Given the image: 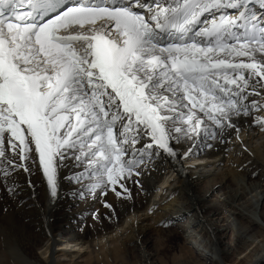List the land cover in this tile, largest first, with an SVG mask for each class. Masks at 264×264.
Segmentation results:
<instances>
[{"label": "snow or ice", "instance_id": "1", "mask_svg": "<svg viewBox=\"0 0 264 264\" xmlns=\"http://www.w3.org/2000/svg\"><path fill=\"white\" fill-rule=\"evenodd\" d=\"M166 29L181 43H159ZM189 32L209 39L188 42ZM254 53L264 54V0H0V144L21 162L34 145L52 208L72 157L84 166L69 180L75 196L103 185L101 195L131 198L128 183L161 158L180 159L178 147L222 142L256 110L264 130V108L250 98L264 82ZM93 155L102 162L89 176ZM0 156L11 159L3 147Z\"/></svg>", "mask_w": 264, "mask_h": 264}, {"label": "bare ground", "instance_id": "2", "mask_svg": "<svg viewBox=\"0 0 264 264\" xmlns=\"http://www.w3.org/2000/svg\"><path fill=\"white\" fill-rule=\"evenodd\" d=\"M196 43L206 42L197 37ZM254 57L259 62L264 54ZM250 98L264 108V82ZM259 114L241 117L239 130H228L222 142L201 136L178 147L180 159L149 165L139 185L128 183L131 198L118 199L110 190L101 195L103 185L87 199L75 196L69 180L84 166L66 159L61 172L67 179L54 208L34 145L21 162L4 140L0 147L11 159L0 156V178L15 181L0 184V264H264V130L251 119ZM89 151L86 143L84 155ZM91 158L89 176L102 162ZM172 234L180 242L165 251Z\"/></svg>", "mask_w": 264, "mask_h": 264}, {"label": "rangeland", "instance_id": "3", "mask_svg": "<svg viewBox=\"0 0 264 264\" xmlns=\"http://www.w3.org/2000/svg\"><path fill=\"white\" fill-rule=\"evenodd\" d=\"M178 241V242H177ZM180 242V237L178 234H172L165 240V251H172L175 250L177 244Z\"/></svg>", "mask_w": 264, "mask_h": 264}]
</instances>
